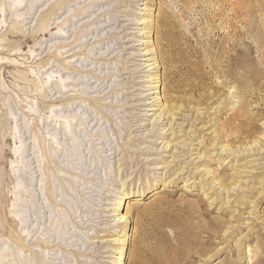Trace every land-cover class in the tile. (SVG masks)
Returning a JSON list of instances; mask_svg holds the SVG:
<instances>
[{
	"label": "rangeland",
	"instance_id": "1",
	"mask_svg": "<svg viewBox=\"0 0 264 264\" xmlns=\"http://www.w3.org/2000/svg\"><path fill=\"white\" fill-rule=\"evenodd\" d=\"M127 199L125 264H264V0H0V263L116 264Z\"/></svg>",
	"mask_w": 264,
	"mask_h": 264
},
{
	"label": "bare ground",
	"instance_id": "2",
	"mask_svg": "<svg viewBox=\"0 0 264 264\" xmlns=\"http://www.w3.org/2000/svg\"><path fill=\"white\" fill-rule=\"evenodd\" d=\"M139 24H145V27L149 29L148 31L143 32L142 35L146 34L147 35L146 37L150 38L149 34L151 32L150 31V28H151L150 26H152L151 25L152 24V20L151 19L146 20V21L143 20V21L139 22ZM144 44H146V47L143 48L142 53L135 55L137 57L138 56L141 57V59L134 58L135 60H138V61L139 60L140 61H144V64H139V65H141V66L143 65V66L141 68H137L136 73L142 75L145 72H151V74L148 75L149 80H145L146 82H149V83L151 82V84L148 86L150 91H148L149 92L148 94L143 95V97H145V96L148 97V96L154 94V96H152V98H154V99L151 98L153 101L149 102V100H148V101L143 102V104L142 103L141 104L145 105V106H159V109H157V110L160 111V112L155 117V120H154L156 122V121H159L161 118L166 119V115L168 114V111H165V107L166 106L164 104H162V103H159L160 101H158L159 98H161V97L158 96L159 93H161V91H157V90L153 91L154 89H157V88L160 87L159 83L161 82V77L162 76H159L158 69L160 68L162 61L159 59V57L157 55L158 54V52H157L158 51L157 50L158 46L156 47V45H155L156 43L155 42L152 43V41H148V40L146 41L145 40V41H143L142 45H144ZM152 83H154V84H152ZM163 105H164V107H163ZM170 118H172V121L167 122V124L170 125V129H172L173 128V124H175V123H173L174 117L171 115ZM162 122H164V120ZM177 132H179V131H175V133H177ZM171 135H172V133H171ZM173 140L174 139L172 138L171 140L165 142L164 145H167L166 147L168 148L172 144V149L175 148L177 143H173ZM149 191H152V190H149ZM129 202L130 201L127 199L125 204H123V202H121L119 205L117 204V207L115 208V211L118 212L115 215V216H118V221H117L116 225L123 223L124 224L123 228L125 229L124 232H123V236H122L123 238H119L118 239L119 241H121V239H123V240H122V246L119 248L118 252H116L117 254H119V257H117V260H116V264H125L123 262V259L126 258L125 256L127 254L126 253V248H125V244H126L127 238H126V234L125 233L127 231L131 230L129 228V224L131 223V219H132L131 207L128 206ZM126 205H127V208L125 210L121 208L122 206H126Z\"/></svg>",
	"mask_w": 264,
	"mask_h": 264
}]
</instances>
